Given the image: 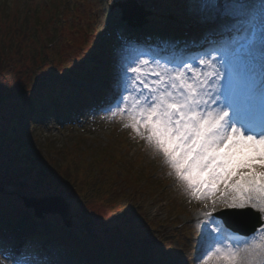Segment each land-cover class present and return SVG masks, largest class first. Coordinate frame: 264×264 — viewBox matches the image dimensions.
<instances>
[{"label":"snow or ice","instance_id":"obj_1","mask_svg":"<svg viewBox=\"0 0 264 264\" xmlns=\"http://www.w3.org/2000/svg\"><path fill=\"white\" fill-rule=\"evenodd\" d=\"M185 9L199 39L144 51L126 36L102 111L202 206L203 264H264V227L235 240L215 215L252 210L264 222V0H185ZM28 254L21 246L4 259L35 264Z\"/></svg>","mask_w":264,"mask_h":264},{"label":"trees","instance_id":"obj_2","mask_svg":"<svg viewBox=\"0 0 264 264\" xmlns=\"http://www.w3.org/2000/svg\"><path fill=\"white\" fill-rule=\"evenodd\" d=\"M25 1H34L30 3L34 5L30 7L29 4H25ZM70 2V0H45V4H39L35 0H24V2L0 0V114L6 122L5 130H0V141L3 144L5 142L9 149L13 147L15 152V160L4 161L0 170L15 171L12 163L21 164L18 173L14 172L16 176L11 181L14 185L32 189L41 182L45 186L51 183L60 192L62 189L67 190L65 193L68 192L71 200L75 202V206L72 207L71 230L66 228L61 218L56 217L57 227L55 229L39 227L34 238L30 239L32 246L41 245L36 240H41L48 235L52 244L59 246L66 253L75 254L84 264H92L93 261H102V264H158L159 260L155 255L152 256L153 258L145 256L147 250L143 248L154 241L155 227L150 220L143 223L139 218L134 219L131 216L136 210L138 199L144 198L151 192L154 180L147 172L145 165L149 166L144 158L140 154L129 156L126 152L130 142L129 137L113 140L102 147L96 152L93 160L88 158L87 152L72 153L69 149L59 148L57 141L50 137L41 141L34 136L38 126L50 118L49 114L54 111L57 103L63 101L62 108L67 107L65 83L61 78L55 80V76L58 73L62 75L64 72L75 73L76 64L81 65L83 62L78 59L83 55L82 47L84 50L87 48L82 44H76L74 38L65 35L61 38L58 35L63 30V28L60 29L61 18L64 20L76 11ZM41 7L49 12L47 24L42 23L46 22L43 19L44 15L41 17L38 14ZM55 16L58 17V22L50 23V19H57ZM30 23L38 25L35 29H40L41 37L45 42L37 50L34 46H30L35 40L33 38L29 40L31 35L27 31L32 29ZM74 26L76 25L70 23L66 29L72 31ZM53 31H57L58 34H54ZM50 34L54 35L50 36ZM63 39H66L70 46L66 47L62 53L60 46ZM26 46L32 47L33 52L26 51ZM16 54L17 57H15ZM16 61L19 62L18 68H16ZM7 105L10 106L7 110L9 112L5 113L3 108ZM45 106H48L47 113L43 112ZM23 120L28 121L27 126L21 125ZM66 129H72V127ZM83 133L87 132L81 130L77 135ZM78 143L79 141L75 142L81 148L82 143ZM142 165L147 172L145 178L142 176ZM114 166H123L126 171L118 172L117 176H114L109 172V169ZM35 176H39L41 182H37L38 180L34 179ZM120 176L123 184L119 183ZM30 180L34 182V187L26 184ZM105 199L109 201L116 199L120 201L119 203L125 201L121 208L113 211L110 219L111 222L120 221L114 227H110L120 232L118 240H111L108 238L110 234H104L109 228L101 229L102 234H90L95 230L91 228L95 218L85 209V204ZM134 201L136 203L133 206ZM8 219L13 220L11 216H8ZM0 228L5 226L0 223ZM89 230L92 231L89 233ZM67 232H72L76 237H68ZM128 232L131 237H128ZM124 234L127 238H123ZM63 235H65L64 238ZM122 245L125 250L119 249ZM133 247H136L135 251ZM41 249L44 250L43 247ZM170 249L173 253L178 250L177 247H170ZM188 260L189 258L186 257L185 261L188 262Z\"/></svg>","mask_w":264,"mask_h":264},{"label":"rangeland","instance_id":"obj_3","mask_svg":"<svg viewBox=\"0 0 264 264\" xmlns=\"http://www.w3.org/2000/svg\"><path fill=\"white\" fill-rule=\"evenodd\" d=\"M22 1L24 2V0ZM35 1L39 4H45V0ZM70 1V3H72V7L77 9V12L75 11L68 15L63 22V18H61L62 25L60 26V29L63 28L62 33L58 34L57 31H53L54 34L60 35L61 38L63 35L72 39L74 38L76 44L82 45L89 44L91 43V40L94 39L96 40L95 44L97 43L98 45V47L97 45H95V49L97 50V52L95 53L94 57L88 60L87 63H84L82 62L83 60H80L82 62V65L76 64L75 73L71 74L68 72H64L62 73V75L58 73L55 76V80L61 78L62 81L65 83L64 86H66L67 90L66 95L68 96V98L70 97V101L72 103H77L79 106L75 109L69 107V109L65 111H59L61 107L60 105H57L58 109H55L54 112L51 113L49 120H47L44 124H40L38 126V131L35 133L34 136L41 141L50 137L54 141H57V146L59 148L65 150L69 149L72 153L74 151L87 152L88 158H91L93 160L95 158L96 152L107 144H110L113 140L117 141L129 137L131 141L129 142L130 144L128 145V149H131L132 152L136 153V151L141 148L146 149L145 143L143 141L134 139L132 138L133 136H129V134L132 133L127 129L123 128L119 118H115L114 120L109 121L108 119H106L104 112L97 111L98 109L96 110V106L94 105L95 98H99L103 94L109 95L113 87L115 73L120 70V65L114 58V53H118L121 45L124 44L123 40H121L120 36L118 35V29L122 26L124 27L126 24L121 19V10L119 9V7H112L114 1L117 0ZM138 1L144 4L145 7L147 9H150L152 12L148 16L149 22L148 25H146V28H149L151 30H147L148 32H146L145 35L153 34V30L157 32V35L160 34L159 29L162 25H166L161 24L162 22H167L168 25L171 24L172 26L170 30L174 29L176 26H178V24L182 25V23H192V20L186 14L185 0ZM30 3H34V1H25V4H29L30 7L34 5H30ZM48 13L49 12H46V9L43 7L39 9L38 14L41 17L44 15L43 19H45L46 21L42 23H48ZM56 18L57 19H50V23H53V21L58 22V17ZM156 20L162 22L156 23ZM70 23L76 25L74 26L75 28L72 30L75 35L74 37L72 31L66 30V27L70 26ZM194 24L196 27L199 26L198 24L196 25V23ZM31 25L32 29H29L27 31V33H30L31 35V37H29V40L33 38L36 41L34 40L30 46H34V48L37 50V48H39L41 44L45 42L43 41V37H41L40 29H35V27H38V25L30 23V26ZM199 28L202 29L201 26H199ZM65 30L66 33H64ZM170 30L164 29L163 33L167 35L168 39H171V37H180L175 36L174 31ZM54 34H50V36ZM69 46V42L66 41V39H63L62 45L60 46V51L63 53L65 48H68ZM99 46L102 47L103 51H99ZM25 48L28 52H31L33 50V48L29 46H26ZM96 50H91V53L95 52ZM17 56L18 55L16 54L15 57ZM88 57L89 53H85L84 59H87ZM15 63L16 68H18L19 62L16 61ZM88 63L91 64L89 65ZM86 99H88V102L90 101L89 104L91 103V106L93 108L84 109L82 107V104L85 102ZM9 107L10 106L7 105L3 108L5 113L9 112L7 111ZM43 110L44 112H46L47 108L44 107ZM80 113L82 119L77 120V115L79 116ZM58 119L59 121H57ZM5 125V119L0 114V130H5ZM21 125L27 126L28 121L23 120L21 122ZM68 126H72V129H66ZM81 130H85L87 131V133L77 135V133H79ZM78 141V144L82 143L81 148L80 146L78 147V145L75 144V142ZM8 149L9 148H7L5 142L4 144L3 142L0 144V169L4 161L9 159L15 160V152L13 150V147H11V149L9 150ZM143 153L146 155V160L149 162V167L145 165L147 172H155L153 174L155 176L156 172L160 170V168L157 167H164L161 160L155 157L151 151L146 150ZM20 167L21 164L12 163V168H15V171L9 170L8 172H4L0 170V207L2 208L0 209V219L3 221L4 219H6L7 215H10L11 217H16L14 222L16 221L17 225L23 226L28 229L36 228L37 226L54 229L57 225L54 222L52 224L50 220L56 217H61L58 216V214L48 213L45 214L43 218H36L33 208H28L25 206L22 196L34 195L38 197L48 194L62 195L65 196L67 198V201L71 203V207L75 206V202L71 200V195H69L68 192L65 193L67 190L62 189V193L59 189H57L55 185L51 183H47L46 186L44 184L42 185V182L39 180V176L34 177L35 180H38H36L37 182H41L35 188L29 189L28 187H20L18 185H14L11 181L16 176H14V172L18 173ZM145 167L144 165H142V176L144 178L147 174V172L145 171ZM125 171V167L123 166H114L109 169V172L114 176H117L116 174H118V172ZM167 171L168 169L165 168L164 172H166V177L161 180L157 179V174L154 187L152 188V190H150L151 192L147 193L144 198L138 199V205L135 207V209L140 207L141 208L136 209V211H134L131 216L134 219L139 218L140 222L143 223H147V221L150 220L153 227H155L153 235L158 237L157 243L158 241H162V244H160V246L166 247L167 243L170 244L171 241H173L174 244H177V246L183 248L182 250L183 252H185V254L188 253L186 251V247H188L190 251L191 249L194 251V262L192 264H203V249L200 244L196 243V241L200 239V235L203 228V225L201 223L202 206L198 202L191 200L189 196L182 192L181 189L176 187L175 183L174 185H172L171 180L173 179L168 176ZM163 173L160 171L159 175L163 176ZM121 180L122 177L120 176L119 183L123 184ZM165 181L169 183H165L169 186L165 191L162 190L163 192H161L160 186ZM28 182H26L27 185L30 184L32 187L35 186L33 181L30 180ZM119 202L120 201H117L116 199L114 201H109V199H105L104 201H91L85 204V209L90 212L95 218V223L93 222L91 227L95 230H89V233L90 231H92V234L95 235V233H101V229L109 228L107 231L104 232V234H110V237L108 236L109 239L113 240L116 237H120V232H118L115 228L110 229V227H114L115 224H118L120 222L119 220H115L114 222L110 221L111 214H113V211H115V209L121 208L122 204L125 201H123L122 203ZM135 203L136 201L133 202V206L135 205ZM141 216L143 218H141ZM150 222H148L149 225ZM86 225L87 224H85V226ZM160 230L162 232L171 233H163L162 235L161 233L157 232H160ZM129 232L128 237H131ZM159 235L161 236L159 237ZM169 235L171 236V238L167 239ZM69 236L75 235L69 233ZM123 238H127V235L124 234ZM182 239L184 242L187 243L186 245L182 243ZM47 245L48 244L44 246ZM155 246L156 244L152 243V245L150 246V248L152 249H148V254L146 251L145 256L147 258H150L151 256H154L156 254V251L154 250V248H156ZM147 247L148 246H144L143 248L147 249ZM38 248H40V246ZM119 249L125 250V247L122 245V247H120ZM133 249L135 251L136 247H133ZM47 250V254H44L42 256L37 254V258L32 256L31 254H28L27 258H29L30 261H35V264H76L77 262L76 258H73L71 255L62 252L56 246H49L47 247ZM8 253L9 250L5 248L0 249V262H2V264H11V260L4 259L5 256L13 257ZM12 254L15 255V253ZM136 255L139 256V254ZM133 257H135L134 254ZM162 258L163 260L160 262V264H184L183 260L178 257L165 255ZM209 264H216V261H210Z\"/></svg>","mask_w":264,"mask_h":264},{"label":"water","instance_id":"obj_4","mask_svg":"<svg viewBox=\"0 0 264 264\" xmlns=\"http://www.w3.org/2000/svg\"><path fill=\"white\" fill-rule=\"evenodd\" d=\"M117 6L122 9L123 20H128L131 25H141L147 20V16L150 14V11L146 10L143 5H140L137 0L118 1L114 3L113 7ZM22 199L26 207L34 208L36 216L43 217L44 214L48 213L58 214L62 216L66 225L71 226V206L64 196L46 195L35 197L24 195ZM218 214L223 216L231 227L244 234H250L262 224V221L259 219V214L254 213L252 210H244L242 214L234 211H220ZM232 216H237L243 220L251 219L252 223L243 226L232 222Z\"/></svg>","mask_w":264,"mask_h":264},{"label":"bare ground","instance_id":"obj_5","mask_svg":"<svg viewBox=\"0 0 264 264\" xmlns=\"http://www.w3.org/2000/svg\"><path fill=\"white\" fill-rule=\"evenodd\" d=\"M202 32V29L200 31H196L194 30L193 33H188L189 35H186L185 38L189 39V42L193 41V39L195 40L196 38L199 39V37L201 36L200 33ZM264 227V223L259 227ZM229 229V227H227ZM258 228V230H259ZM230 230H233V229H230ZM257 230V231H258ZM235 231V230H234ZM9 249H12V248H9Z\"/></svg>","mask_w":264,"mask_h":264}]
</instances>
